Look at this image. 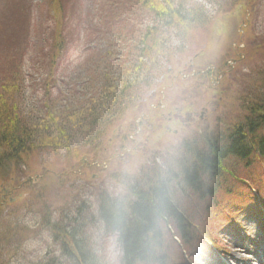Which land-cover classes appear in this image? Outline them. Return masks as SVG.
I'll use <instances>...</instances> for the list:
<instances>
[{
  "label": "rangeland",
  "instance_id": "374dc122",
  "mask_svg": "<svg viewBox=\"0 0 264 264\" xmlns=\"http://www.w3.org/2000/svg\"><path fill=\"white\" fill-rule=\"evenodd\" d=\"M110 1L117 0H0V94L25 118L40 114L42 128H47L48 115L57 112L62 94L87 98L91 81L86 84V74L111 64L109 42L116 50L121 39L146 37L164 51L150 70L154 84L117 121L101 152L70 164L63 157L36 154L25 167L27 179L0 182V234L4 238L11 229L24 230L11 264H74L67 260L62 236L56 232V240L48 228L52 225L77 227L84 240L95 244L102 262L120 264L117 235L99 217L91 222L102 197H121L120 182L143 167L162 169L175 162L182 145L192 148L227 137L244 117L243 99L264 95V0H193L201 7L206 3V19L189 26L176 16L167 20L171 24L162 35L149 22L160 0H146L153 7L143 0H122L129 10L120 4L115 15L109 12ZM95 68L93 73L105 75ZM10 80L11 90L1 87ZM227 166L216 202L191 197L189 203L187 192H175L173 201L191 238L173 243L177 221L162 223L167 246L160 259L169 264L174 258L176 264H264V161L253 155L247 164L233 158ZM243 192V202L233 205ZM250 209H260V220Z\"/></svg>",
  "mask_w": 264,
  "mask_h": 264
},
{
  "label": "trees",
  "instance_id": "16d2710c",
  "mask_svg": "<svg viewBox=\"0 0 264 264\" xmlns=\"http://www.w3.org/2000/svg\"><path fill=\"white\" fill-rule=\"evenodd\" d=\"M120 1H110L113 5L110 13L117 12L120 4L124 12L129 10V6ZM153 4L149 5L153 7ZM205 4L201 7L193 0H160L149 16V22L153 23L151 30L162 35L171 24L167 20L176 16L189 26L203 22L207 16ZM145 38L121 39L116 50V44L109 42L110 50L114 51L107 59L111 64L98 65L91 68L92 73L86 74V84L91 81L84 92L87 98L83 100V95L79 97L80 94L76 93L71 97L67 93L62 94L58 99L61 104L56 107L57 112L48 115L47 128L41 127L40 114H32L27 119L0 94V182L7 184L10 179L18 182L27 179L25 167L36 154L63 157L66 164H70L84 155L97 153L96 150L101 152L102 143L117 121L134 109L142 98L139 96L141 91L154 84L150 70L164 51L159 43L149 44ZM105 52L109 54L108 50ZM94 68L103 69L105 75L93 73ZM9 77L13 82L18 79L13 72H9ZM11 80L1 87L11 90ZM66 101L68 105H63ZM243 102L246 115L235 123L227 137L207 139L192 148L182 145L181 156L175 162L162 169L158 166L143 167L131 180L120 182L124 189L121 197H102L98 213H91V222L99 217L107 230L117 235L120 264H165L166 259H160L167 246L161 225L170 219L179 225L178 233L171 236V241L176 243L179 239L184 244L190 240L189 224H183L184 218L173 201L176 191L187 192L189 203L191 197L200 200L210 197L216 202L224 184L220 180L228 172L227 163L231 159L247 164L253 155H257L264 161V95ZM125 139L127 141L129 137L126 135ZM179 206L182 207L181 203ZM48 228L56 240V232L62 236L67 260L74 264H108L102 262L95 244L90 239L84 240L77 227L58 230L52 225ZM21 231H24L21 227L11 229L4 238L0 234V264H11L8 261L21 245ZM10 246L12 251L8 249Z\"/></svg>",
  "mask_w": 264,
  "mask_h": 264
},
{
  "label": "bare ground",
  "instance_id": "6f19581e",
  "mask_svg": "<svg viewBox=\"0 0 264 264\" xmlns=\"http://www.w3.org/2000/svg\"><path fill=\"white\" fill-rule=\"evenodd\" d=\"M257 177H258V175H257ZM237 196H238V198L239 197H243V196H245L246 194H244V195H242V196H240L238 193L236 194ZM238 201V200H237ZM235 203H238V202H235Z\"/></svg>",
  "mask_w": 264,
  "mask_h": 264
}]
</instances>
